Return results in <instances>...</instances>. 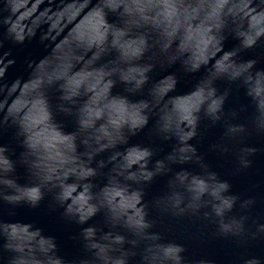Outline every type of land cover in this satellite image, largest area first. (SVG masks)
Segmentation results:
<instances>
[{
	"label": "clouds",
	"instance_id": "clouds-1",
	"mask_svg": "<svg viewBox=\"0 0 264 264\" xmlns=\"http://www.w3.org/2000/svg\"><path fill=\"white\" fill-rule=\"evenodd\" d=\"M0 7L6 12L7 0ZM109 14L115 17L112 22L107 19ZM96 16L101 23L91 58L99 70V85L89 87L96 73L88 75L87 82L74 80L71 74L41 79L36 91L43 116L39 120L10 116L0 121V130L15 128L22 147L13 159L10 148L0 145V213L11 215L21 205L36 208L49 197L53 210L62 208L68 221L82 226V254L65 260L58 254L54 238L32 226L0 228V252L8 254L0 255L3 264H183L182 246L149 240L147 214L140 218L118 215L108 191L118 186L139 197L157 177L177 179L171 175L173 165L198 155L195 148L180 151L183 144L202 136L205 126L239 119L238 108L225 107L233 89L244 91L255 115L264 107V80L257 83V74L264 76V69L256 68L255 58L241 59L247 51L264 52V0H98ZM4 37L13 44L21 42L15 33H4ZM229 38L237 43L225 50ZM217 49L225 54L213 68L210 57L219 55ZM172 67L176 71L169 72ZM155 71L163 75L153 80ZM201 72L191 96L180 98L181 103L175 98L167 102L181 76ZM4 75L0 72V77ZM162 77L172 85L166 94L156 88ZM219 82L226 86L221 89ZM118 85L122 92L113 93ZM53 86L58 92L54 109L47 95ZM136 96L141 98L133 100ZM55 114L71 117L74 131L65 133ZM150 121L153 141L170 142L175 152L159 157V149L151 145L127 147L129 139ZM235 127L264 136V128L255 129L254 118L251 128L248 124ZM122 147L125 150L115 159H98ZM18 165L27 172L24 184L15 176ZM98 176L104 178L103 186L95 183ZM190 181L185 174L184 185ZM194 184L185 191L198 192L201 198L216 195L205 191L203 181ZM85 187L84 195L77 197ZM97 214H102L103 226L88 225Z\"/></svg>",
	"mask_w": 264,
	"mask_h": 264
},
{
	"label": "water",
	"instance_id": "water-1",
	"mask_svg": "<svg viewBox=\"0 0 264 264\" xmlns=\"http://www.w3.org/2000/svg\"><path fill=\"white\" fill-rule=\"evenodd\" d=\"M4 4L5 0H0V6ZM97 11L98 0H7L6 12L0 7V72L5 73L0 77V121H7L10 116H31L33 120L43 116L36 91L41 79L71 74L74 80L87 82V76L96 73L97 78L89 87L95 89L99 85V70L93 67L91 58L93 40L101 23ZM107 19L112 22L115 17L109 14ZM4 33H15L21 42L13 44ZM236 43L234 39H226L224 49L230 50ZM216 52L219 55L213 53L210 57L213 68L225 54L220 49ZM253 58L258 61L256 68L264 69V52L260 49L241 54L243 60ZM168 71H176V68ZM162 75L155 71L152 79ZM201 75L202 72L181 76L167 102L175 98L176 103H181L180 98L191 96ZM257 75V83L264 80V76ZM225 86L223 82L218 83L221 89ZM171 87L166 77L156 84L162 94ZM112 91L120 93L122 86L118 85ZM47 95L54 109L58 102L55 86ZM140 98L132 97L133 100ZM247 103L242 89L232 90L225 107L238 108L239 119H231L230 124L226 120L215 126H205L202 136L183 144L180 151L195 148L198 155L173 165L171 175L177 179L170 181L169 176L157 177L139 197L118 186H113L107 193L109 199L115 201L118 215L140 218L147 214L151 224L149 240L159 241L163 246H182L183 264H264V136L252 130L242 132L235 127L248 124L251 128L254 118L255 129L264 128V107L259 115H255ZM55 120L65 133L74 131L75 122L71 117L55 114ZM151 126L150 121L129 139L127 147L151 145L159 149V157L170 150L175 152L176 148L170 142L153 141L149 135ZM37 131L42 129L37 128ZM190 133L191 129L185 137ZM0 145L10 148L13 159L22 151L13 127L0 130ZM122 150L125 149L109 151L98 159L106 156L115 159ZM185 174L191 177L187 186L183 183ZM15 176L20 184L28 180L21 165L17 166ZM198 180L204 182L205 191L216 195L201 198L198 192L185 191V187H194ZM104 182L102 176L95 178L98 186H103ZM225 183L227 189L222 187ZM86 191L85 187L76 196L81 197ZM118 196L120 199H116ZM50 203V198L46 197L36 208L21 205L13 209L11 215L3 211L0 221L12 224L0 223V228H38L45 237L54 238L58 254L71 261L82 254L79 240L82 226L68 221L62 215L63 209L56 207L53 210ZM71 203L69 201V207ZM88 225L102 227V214L92 217ZM0 255L6 257L8 254L0 252Z\"/></svg>",
	"mask_w": 264,
	"mask_h": 264
}]
</instances>
